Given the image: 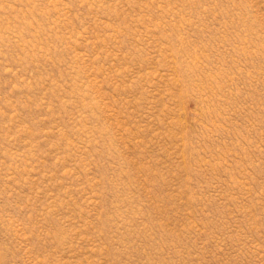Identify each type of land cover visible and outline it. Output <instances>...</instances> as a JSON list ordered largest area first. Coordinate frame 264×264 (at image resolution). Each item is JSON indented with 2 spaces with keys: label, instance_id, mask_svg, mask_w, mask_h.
I'll return each instance as SVG.
<instances>
[{
  "label": "rangeland",
  "instance_id": "374dc122",
  "mask_svg": "<svg viewBox=\"0 0 264 264\" xmlns=\"http://www.w3.org/2000/svg\"><path fill=\"white\" fill-rule=\"evenodd\" d=\"M0 264H264V0H0Z\"/></svg>",
  "mask_w": 264,
  "mask_h": 264
}]
</instances>
